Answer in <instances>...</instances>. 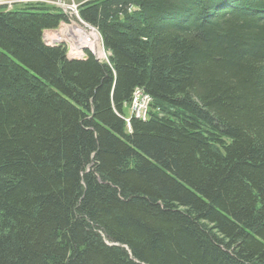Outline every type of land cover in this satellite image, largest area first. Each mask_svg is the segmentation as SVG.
I'll return each instance as SVG.
<instances>
[{"label":"trees","instance_id":"16d2710c","mask_svg":"<svg viewBox=\"0 0 264 264\" xmlns=\"http://www.w3.org/2000/svg\"><path fill=\"white\" fill-rule=\"evenodd\" d=\"M79 15L108 62L46 44L51 6L0 10V264H264V0Z\"/></svg>","mask_w":264,"mask_h":264},{"label":"built area","instance_id":"2783aa9c","mask_svg":"<svg viewBox=\"0 0 264 264\" xmlns=\"http://www.w3.org/2000/svg\"><path fill=\"white\" fill-rule=\"evenodd\" d=\"M84 1L88 0H83L81 2H77L76 0H0V10L8 11L10 7L25 4H45L55 9L64 10L70 13L71 18L78 19L79 22H81V30H79V32H71L65 29L62 23H60L57 27L60 28V31H57L58 29L56 28L43 32L44 41L50 45H66L70 53L69 55H73L74 57H78L79 55L80 58L83 56L78 54V44L91 43L94 49L101 54L103 62H108L109 53L103 48L98 30L79 15V6ZM49 32H54V36L48 37L46 34H49ZM69 33L75 35L74 39L70 38ZM150 101V96L142 88L136 87L132 92V97L128 104L130 114L138 119L144 120L147 117ZM126 121H128V119H126Z\"/></svg>","mask_w":264,"mask_h":264},{"label":"bare ground","instance_id":"6f19581e","mask_svg":"<svg viewBox=\"0 0 264 264\" xmlns=\"http://www.w3.org/2000/svg\"><path fill=\"white\" fill-rule=\"evenodd\" d=\"M16 7V6H15ZM15 7H10V9H8V11L9 10H12V9H14ZM22 8V7H21ZM57 10H59V9H57ZM59 11H61L62 13L63 12H65L64 10H59ZM66 13V12H65ZM70 14V13H69ZM70 23H71V25H69V27L68 28H66L67 30H70L71 32H79V30H81V22H79V20H73V21H69ZM51 30H54V29H51ZM45 31V30H44ZM69 36H70V38L71 39H74V37H75V35L74 34H71V33H69ZM63 45V44H62ZM88 46H90V48L88 47ZM65 47V46H64ZM86 47H88V48H86ZM78 48L79 49H83L82 50V52H81V56H85V54H86V52H85V50L86 49H89L90 51H91V53L94 55L95 54V50H94V46H92L91 45V43H80V44H78ZM78 49V50H79ZM88 50V51H89ZM95 56V55H94ZM98 60L99 61H102L103 62V59H99L98 58Z\"/></svg>","mask_w":264,"mask_h":264},{"label":"rangeland","instance_id":"374dc122","mask_svg":"<svg viewBox=\"0 0 264 264\" xmlns=\"http://www.w3.org/2000/svg\"><path fill=\"white\" fill-rule=\"evenodd\" d=\"M77 2H81V1H83V0H76ZM61 12V11H60ZM63 14L64 15H66L67 16V19L65 20V21H62L61 23H62V26H64L65 27V29L66 28H68L69 27V25H71V23L69 22V21H73V20H78V19H73V18H71L70 17V14L69 13H65V12H63ZM56 29V28H55ZM58 30L57 31H60V28H57ZM46 35H48V37H50V36H54V32H49V34H46ZM99 36H100V34H99ZM43 40H44V38H43ZM46 44H48L47 42H46ZM48 45H50V44H48ZM89 48H90V46H88ZM88 47H86V48H88ZM79 49V48H78ZM65 50H66V55H67V57L68 58H75V59H80V56L78 55V57H74L73 55H69L70 53L68 52V48H67V46L65 45ZM82 50L83 49H79L78 50V54H81V52H82ZM86 50H89V49H86ZM85 50V51H86ZM95 50V49H94ZM90 51V50H89ZM91 52V51H90ZM95 57H97V58H99L100 60H101V54L100 53H98L97 52V50H95ZM124 113H125V115L128 117L129 115H130V112H129V110H128V108H125L124 109Z\"/></svg>","mask_w":264,"mask_h":264}]
</instances>
